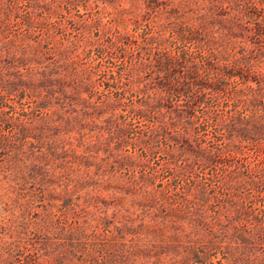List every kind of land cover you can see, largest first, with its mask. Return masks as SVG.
Wrapping results in <instances>:
<instances>
[{"label":"rangeland","instance_id":"374dc122","mask_svg":"<svg viewBox=\"0 0 264 264\" xmlns=\"http://www.w3.org/2000/svg\"><path fill=\"white\" fill-rule=\"evenodd\" d=\"M27 2L20 0L24 12ZM156 2L40 0L42 6L34 12L40 27L27 30L21 19L12 15L8 25L4 26L6 29H0L2 42H22L38 49L37 55L27 54L25 62H18L17 65L20 73L30 74L35 77V82L42 81L47 86L40 87L38 91L28 89L20 102L16 100L19 93H7L4 101L7 100L8 106H4V113L0 114V135L6 137V141L18 140L22 121L33 119L37 122L33 132H27L28 136L26 132L24 136L21 133L22 137L17 142L21 145L17 149L0 147V264H90L92 260L93 264H113L110 259L114 256L104 257L109 255L105 245L107 242L109 245L117 244L109 248L111 253L132 250V224L139 225L145 215L133 200L138 198L147 203L149 195L146 192L160 191L164 187L162 182L170 181L172 186L180 189L182 181L169 173L161 177L157 175L156 178V175L152 176L154 179L147 177L142 190L140 183L136 184L143 174L148 176L150 172L159 170V166L165 165L168 157L166 151L150 152L144 144L136 141L144 120L132 113V105L138 103L141 88L155 81L160 83L157 72H149L142 67L134 76L130 69L132 58L136 60V54L139 57L138 44L143 42L152 26L160 23ZM173 3L178 4L179 0H163L160 7L170 8L174 6ZM219 9L220 6L216 11ZM162 16L165 17L164 14ZM229 16L227 14L225 17ZM82 31L92 36L85 38L87 45L86 41H80ZM37 35L43 38L42 41L36 38ZM161 37L166 40L162 49L172 55L182 51L191 54L196 50L190 38L176 44L171 29L162 31ZM248 38L249 45L256 47L254 39L251 36ZM78 40L79 48L70 47L67 61H74L86 72L87 86L74 84L73 72L51 69L54 67L56 50ZM261 44L258 43V46ZM149 49L142 50L141 55L145 58L142 63L155 58L157 51ZM32 56L36 59L32 60ZM201 60L198 57L197 61ZM235 79L240 81L239 76ZM52 80L56 84H49ZM248 82L247 85L238 83V86L246 89L250 85L257 87L253 76ZM234 83L222 84L221 87L234 88ZM61 86L66 88L68 94L75 93L86 101L64 98L59 93ZM49 87L57 90V95L45 107L42 100ZM224 95L221 92L220 110L225 115L261 117L262 104L252 108L239 105L236 108L233 98ZM40 106L43 107L41 110ZM71 106L76 108L66 113V108ZM23 110H33L34 115L25 118L20 114ZM200 114L201 111L197 112V115ZM43 115L51 116L53 120L59 116L65 117L60 122H53L52 131L55 129L56 132H51L55 137L49 138L47 131L45 141L38 130L43 124ZM54 133L59 134L56 136ZM35 134L41 141L35 138ZM200 135L199 140L195 139L193 131L188 141L193 142L195 147L203 146L214 152L221 150L218 152L222 153L225 161L217 158L219 165L225 163L244 170L263 165V134L249 140L231 141L230 136H221L219 130L210 127L206 134L201 132ZM184 137L180 139L178 148L187 146V136ZM231 143L237 144L239 149H232ZM46 145L55 147L53 150L57 154L65 155L68 152L70 155L60 159L54 158L55 155L49 158L46 156L50 154ZM76 155H82V160L75 159ZM212 172L211 167L198 168L196 176L209 184L212 183L209 180ZM134 186L137 188L136 194L132 193ZM244 198L247 200L245 205L250 207V199L243 191L232 201L242 205ZM98 200L102 222L94 220L92 215H97L94 212L99 211L96 210ZM253 208L264 219V197ZM138 214L141 216L134 218ZM148 222H151L150 218ZM169 233H173V230L168 229ZM179 236L181 242L190 245L191 249L198 246L195 237L188 238L183 233H179ZM215 240V247L211 249V257L206 263L191 260L189 264H220L219 260L222 264H235V256L223 248L221 239ZM166 253L161 254V259L164 257L167 262L173 255ZM251 258L257 261L256 264H264V242L257 243Z\"/></svg>","mask_w":264,"mask_h":264},{"label":"trees","instance_id":"16d2710c","mask_svg":"<svg viewBox=\"0 0 264 264\" xmlns=\"http://www.w3.org/2000/svg\"><path fill=\"white\" fill-rule=\"evenodd\" d=\"M161 2L163 0H157L155 5V8L159 9L157 18L160 23L152 26L143 42L138 44L139 57L136 54V60L132 58L130 69L132 68L134 76L142 67L149 72H157L160 83L155 81L141 88L138 92V103L132 105V113L136 118L144 120L141 134L136 141L144 144L150 152L166 151L168 157L165 165L159 166V170L150 172L148 176L143 174L141 180H136V184L140 183L142 190L147 177H161L166 173L180 179L182 183L180 189L168 181L162 182L164 187L160 191H145L149 195L147 203L135 198L133 201L145 215L139 225L132 224V250L128 249L126 253L116 250L111 253L109 248L117 244L109 245L107 242L105 247L109 255L104 257L107 259L114 256L110 259L113 264H189L191 260H203L202 263H206L211 257V249L215 247L217 238L223 242V248L235 256V264H256L257 261L251 257L257 243L264 242V219L253 207L264 197V160L263 165L247 170L225 163L219 165L217 158L225 161L222 153L218 152L221 150L214 152L203 146L195 147L193 142L188 141V136L194 131L195 139L199 140L201 132L206 134L210 127L219 130L221 136H230L231 141L249 140L257 134L264 136V0H179L178 4L173 3L174 6L170 8H161ZM20 4V0H0L2 31L6 29L4 26L8 25L12 15L20 18L27 30L39 26L34 12L42 6L40 0H28L25 12ZM219 6L221 9L216 11ZM163 14L165 17H160ZM227 14H230L229 18L225 17ZM169 29L176 37V44L190 38L193 39L196 50L191 54L182 51L175 55L164 51L162 47L166 40L161 35L162 31ZM82 33L83 38L80 41L92 37L85 31ZM249 36L254 39V44L257 43L256 47L249 45ZM36 38L40 41L43 39L38 35ZM78 42L79 40L73 41L65 48H58L53 57L54 67L51 69L73 72V83L87 86L86 72L74 61H67L70 58V47L79 48ZM258 43H262L261 46H258ZM99 47L102 48V45ZM145 48L156 50L157 53L152 61L142 63L144 57L141 53ZM27 54L37 55L38 49L22 42L0 40V114L4 113L3 107L8 106L7 100L4 101L7 93H19L16 100L20 102L28 89L38 91L40 87H47L42 81L35 82V77L30 74L19 72L17 63L25 62ZM32 57V60L36 59ZM198 57L202 60L197 61ZM237 76L240 78L239 82L235 79ZM252 76L258 83L257 87L250 85L246 89L238 86V83L247 85ZM231 82H236L234 88L221 87L222 84L226 86L228 83L232 84ZM49 84L56 83L52 80ZM48 89L42 100L45 107L49 106L50 101L57 95V90H53V87ZM221 92L226 98H233L236 108L239 105L252 108L262 104L261 117L225 115L223 110H220ZM59 93L68 100L86 101L75 93L68 94L64 86L59 87ZM205 103L207 104L204 106ZM41 108L43 107L40 106L39 109ZM75 108L71 106L66 108L65 112L69 113ZM32 111L23 110L20 114L29 118L34 115ZM199 111L202 114L197 115ZM43 117V124L38 127L41 134L39 135L45 141L44 134L48 131L49 138L53 139L55 136L52 132H56L55 129L52 131L53 122H60L65 117L59 116L56 120L47 115ZM34 121H22L18 140L25 132H33L34 124L37 123ZM54 134L58 136L59 133ZM35 135V138L41 141L37 134ZM184 136H187V146L178 148L180 139L185 138ZM2 137L3 135L0 137V147L13 150L21 145L17 144L18 140L11 142ZM51 145H46L50 152L47 157L55 155L54 158L60 159L70 155L68 152L65 155L55 153V147ZM231 145L232 149H239L237 144ZM226 149L230 150L229 147ZM74 158L82 160V155H76ZM209 167L213 170L209 178L212 183L205 184L196 173L198 168ZM75 186L77 187L76 184ZM242 191L247 194L248 200L250 199L248 208L245 205L246 198L241 201L242 205L232 201L233 197ZM132 193H137L135 186L132 187ZM99 202L98 200L96 204V210L99 211H93L97 215H92L94 220L102 222ZM82 209L88 214L85 207ZM139 216L141 215L138 214L134 218ZM149 218L152 225L148 222ZM168 229L173 230V233L167 234ZM179 233L188 238L195 237L198 246L191 249L190 245L183 244ZM162 253L173 257L166 262L164 257L161 259ZM92 262L94 261L90 264H93ZM218 262L222 264L220 260Z\"/></svg>","mask_w":264,"mask_h":264}]
</instances>
